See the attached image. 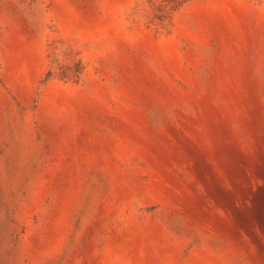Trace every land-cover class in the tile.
<instances>
[{
	"label": "rangeland",
	"instance_id": "rangeland-1",
	"mask_svg": "<svg viewBox=\"0 0 264 264\" xmlns=\"http://www.w3.org/2000/svg\"><path fill=\"white\" fill-rule=\"evenodd\" d=\"M0 264H264V0H0Z\"/></svg>",
	"mask_w": 264,
	"mask_h": 264
}]
</instances>
